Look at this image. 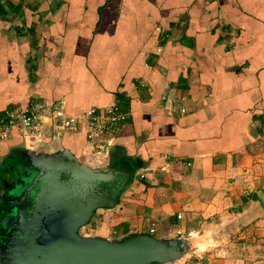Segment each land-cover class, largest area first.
<instances>
[{
	"label": "crops",
	"instance_id": "1",
	"mask_svg": "<svg viewBox=\"0 0 264 264\" xmlns=\"http://www.w3.org/2000/svg\"><path fill=\"white\" fill-rule=\"evenodd\" d=\"M33 100L128 114L96 148L87 121L26 148L132 179L86 236L198 238L204 253L264 230V0H0V115ZM196 251L167 264L225 263Z\"/></svg>",
	"mask_w": 264,
	"mask_h": 264
},
{
	"label": "water",
	"instance_id": "2",
	"mask_svg": "<svg viewBox=\"0 0 264 264\" xmlns=\"http://www.w3.org/2000/svg\"><path fill=\"white\" fill-rule=\"evenodd\" d=\"M26 168L31 205L11 209L2 228L0 264H167L184 256L181 239L79 235L98 209L118 205L132 181L128 174L90 168L70 153L45 158L28 152Z\"/></svg>",
	"mask_w": 264,
	"mask_h": 264
},
{
	"label": "built area",
	"instance_id": "3",
	"mask_svg": "<svg viewBox=\"0 0 264 264\" xmlns=\"http://www.w3.org/2000/svg\"><path fill=\"white\" fill-rule=\"evenodd\" d=\"M127 120L128 114L116 106L92 108L82 115H70L65 102L47 106L42 101L33 100L25 107H13L0 115V143L8 141L17 132L26 148L33 149L48 139H61L65 133L77 131L79 124L87 121L90 126L88 143L96 148L98 137ZM155 231L153 224L150 232Z\"/></svg>",
	"mask_w": 264,
	"mask_h": 264
},
{
	"label": "flooded vegetation",
	"instance_id": "4",
	"mask_svg": "<svg viewBox=\"0 0 264 264\" xmlns=\"http://www.w3.org/2000/svg\"><path fill=\"white\" fill-rule=\"evenodd\" d=\"M27 164L28 151L23 144L10 146L0 155V240L4 237L6 223L10 222L11 209L19 206L27 210L31 205V184L27 178L32 176Z\"/></svg>",
	"mask_w": 264,
	"mask_h": 264
},
{
	"label": "rangeland",
	"instance_id": "5",
	"mask_svg": "<svg viewBox=\"0 0 264 264\" xmlns=\"http://www.w3.org/2000/svg\"><path fill=\"white\" fill-rule=\"evenodd\" d=\"M233 221V223L237 224L238 221ZM257 220H254V223H257ZM237 233V230L235 231ZM92 236L94 234V231H91V226L88 224L84 228L80 229L79 235L80 236H86V235ZM237 238H233L230 244L226 245H216V246H210L208 250L204 253H198L199 251L196 250H202L201 248L205 246L202 239H196V241L193 240V244H186L185 253H188L190 255L191 253L195 252V257H198L200 255L205 254H217L219 255L218 258L225 261L224 264H264V230L260 226H255V230L253 233L249 234V237L246 239L248 240L247 246H244L238 241L239 236L237 235ZM202 243V244H200ZM241 245V246H240ZM246 248V249H244ZM190 250V252L188 251ZM211 250V251H210ZM222 250V252H221ZM188 251V252H187ZM194 254V253H193ZM243 254V255H242ZM197 259H190L187 263L184 264H197ZM182 262V261H181Z\"/></svg>",
	"mask_w": 264,
	"mask_h": 264
},
{
	"label": "trees",
	"instance_id": "6",
	"mask_svg": "<svg viewBox=\"0 0 264 264\" xmlns=\"http://www.w3.org/2000/svg\"><path fill=\"white\" fill-rule=\"evenodd\" d=\"M119 108V107H118ZM120 109V108H119ZM121 110V109H120ZM122 111V110H121Z\"/></svg>",
	"mask_w": 264,
	"mask_h": 264
}]
</instances>
